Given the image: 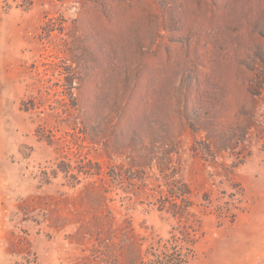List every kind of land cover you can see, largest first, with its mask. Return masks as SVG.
Returning a JSON list of instances; mask_svg holds the SVG:
<instances>
[{"label":"rangeland","instance_id":"obj_1","mask_svg":"<svg viewBox=\"0 0 264 264\" xmlns=\"http://www.w3.org/2000/svg\"><path fill=\"white\" fill-rule=\"evenodd\" d=\"M177 245L264 264V0H0V264Z\"/></svg>","mask_w":264,"mask_h":264},{"label":"trees","instance_id":"obj_2","mask_svg":"<svg viewBox=\"0 0 264 264\" xmlns=\"http://www.w3.org/2000/svg\"><path fill=\"white\" fill-rule=\"evenodd\" d=\"M179 246H172L171 249H166L157 255H152V258L142 264H188L192 258L191 249H181Z\"/></svg>","mask_w":264,"mask_h":264}]
</instances>
